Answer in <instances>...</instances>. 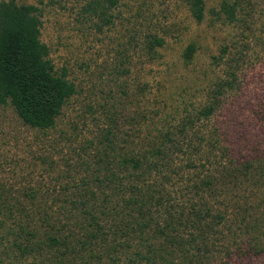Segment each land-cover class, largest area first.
<instances>
[{
	"label": "rangeland",
	"instance_id": "rangeland-1",
	"mask_svg": "<svg viewBox=\"0 0 264 264\" xmlns=\"http://www.w3.org/2000/svg\"><path fill=\"white\" fill-rule=\"evenodd\" d=\"M14 1L42 9L41 39L76 92L46 129L26 124L10 103L0 104V197L24 207L0 208V264H159L153 257L161 249L159 232L131 236V227L108 224L97 238L87 236L81 228L86 177L108 139L129 148L124 141L131 142V128L159 135L184 116L196 119L229 75L234 89L211 119L195 120L194 136L216 129L238 161L263 155L264 0H257L256 26L244 30L214 15L220 0H206L201 23L188 0H122L111 24L86 10L91 0ZM155 36L164 39L162 46ZM191 43L197 50L186 60ZM250 218L264 215L252 211ZM231 251L213 264H264V254L248 247Z\"/></svg>",
	"mask_w": 264,
	"mask_h": 264
},
{
	"label": "trees",
	"instance_id": "trees-1",
	"mask_svg": "<svg viewBox=\"0 0 264 264\" xmlns=\"http://www.w3.org/2000/svg\"><path fill=\"white\" fill-rule=\"evenodd\" d=\"M188 2L193 17L204 21L206 0ZM121 4L122 0H91L86 10L111 24L112 11ZM260 8L257 0H220L214 15L244 30L256 26ZM42 16L37 5L0 2V104L10 103L26 124L46 129L55 125L76 85L66 71L56 69L50 47L41 39ZM252 30L254 41L256 30ZM152 41L159 46L165 42L157 36ZM196 50L191 43L185 59L190 60ZM234 73L228 67L227 74ZM234 83L230 75L217 83L210 92L212 101L196 119L184 116L159 135L131 128V142L124 141L129 148L108 139L83 186L88 200L81 202L86 220L81 228L89 238H97L108 224L131 227V236L159 232L161 249L153 254L159 264H213L218 255L232 256L231 247L264 254V219L250 218L252 211L264 215V154L238 161L216 129L208 137L194 136L195 120L211 119ZM177 162H185V168ZM2 207L24 211L9 197H0Z\"/></svg>",
	"mask_w": 264,
	"mask_h": 264
}]
</instances>
